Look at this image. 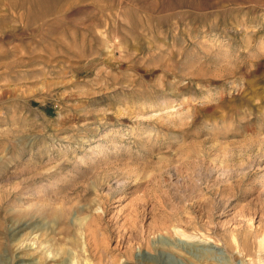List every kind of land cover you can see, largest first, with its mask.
<instances>
[{"label":"rangeland","instance_id":"1","mask_svg":"<svg viewBox=\"0 0 264 264\" xmlns=\"http://www.w3.org/2000/svg\"><path fill=\"white\" fill-rule=\"evenodd\" d=\"M56 5L0 0V264H264V0Z\"/></svg>","mask_w":264,"mask_h":264},{"label":"bare ground","instance_id":"2","mask_svg":"<svg viewBox=\"0 0 264 264\" xmlns=\"http://www.w3.org/2000/svg\"><path fill=\"white\" fill-rule=\"evenodd\" d=\"M9 1L11 6H17V4L21 5L23 8L26 7L27 9V17L29 20V25H33L34 22H36L37 20H44L46 19L48 16L50 15H54L55 14V8H57L56 5V0H7ZM54 21V22H53ZM51 22V25H49L50 23L48 22L49 25V29L51 27L55 28V20H53ZM37 31H41L39 28L37 29ZM48 35H44L43 39H45L46 41L48 40ZM94 186V185H93ZM84 188V187H83ZM87 192V191H86ZM66 211V209H64V212ZM66 213V212H65ZM56 215L61 217L62 213L59 212V210H57ZM64 216V214H63ZM101 216V215H100ZM98 220V219H97ZM88 225V222H86ZM164 224V223H163ZM90 225V224H89ZM180 225V224H178ZM175 226V225H174ZM177 227V225H176ZM91 228V227H90ZM89 230H91L93 233L94 231L92 230V228ZM130 228V227H129ZM132 228V227H131ZM130 228V229H131ZM165 228V227H164ZM163 229V228H162ZM133 230V229H132ZM135 232V231H134ZM94 234V233H93ZM84 235V234H83ZM93 237V235H92ZM86 238V237H85ZM124 239V238H123ZM95 241V240H94ZM131 242V241H130ZM129 242V243H130ZM86 244V243H85ZM95 244L98 246V244L95 241ZM94 244V245H95ZM148 245V244H147ZM92 246V245H91ZM80 249V248H79ZM98 249V247L96 248ZM95 249V250H96ZM87 250V249H86ZM95 253V252H94ZM88 254V253H87ZM64 264H67V261H69L70 259H72L73 262L74 261V257L69 253V252H65L64 253ZM206 258V257H205ZM78 262H80L78 260ZM101 262V261H100Z\"/></svg>","mask_w":264,"mask_h":264}]
</instances>
